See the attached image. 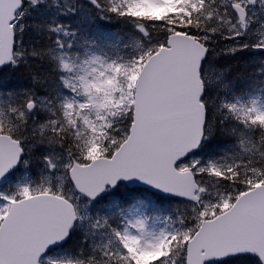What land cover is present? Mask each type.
<instances>
[{
    "label": "snow or ice",
    "instance_id": "snow-or-ice-1",
    "mask_svg": "<svg viewBox=\"0 0 264 264\" xmlns=\"http://www.w3.org/2000/svg\"><path fill=\"white\" fill-rule=\"evenodd\" d=\"M88 3L0 0V264H264V0Z\"/></svg>",
    "mask_w": 264,
    "mask_h": 264
},
{
    "label": "trees",
    "instance_id": "trees-1",
    "mask_svg": "<svg viewBox=\"0 0 264 264\" xmlns=\"http://www.w3.org/2000/svg\"><path fill=\"white\" fill-rule=\"evenodd\" d=\"M77 2L83 6V8L87 11L89 8V5L86 3L77 0ZM42 16L37 15L36 13L32 14V18L26 20V23L31 25L35 22L42 19ZM81 18H77V22ZM96 24L100 26L101 31L105 32H117L123 34L125 32V26L117 24L115 21L109 22V21H96ZM75 27V24H73ZM95 27V25H94ZM35 33L28 32L25 36V40L29 43H32L35 40ZM47 43V40L43 37L40 38V44L44 45ZM230 42H222L221 47H224L226 44H229ZM219 51V49H218ZM249 51V50H248ZM248 51L244 52H238L234 57L233 56H227L224 54H221L220 56L216 57L220 61V63L227 69H229V78L233 80L237 79H247L249 81L253 79H258L256 77V72L260 67V61L256 62L253 56H250ZM38 69L42 76H47V64H38ZM48 81H51V77H47ZM0 81H3L4 83L17 87V88H23V87H31L32 82L28 78L27 74L21 73V72H15L13 73L11 70H5L4 72L0 73ZM39 90L41 92L45 91L46 89L44 87H41L37 85ZM121 193L125 196L128 194L125 192L124 189H121ZM177 206V205H176Z\"/></svg>",
    "mask_w": 264,
    "mask_h": 264
},
{
    "label": "water",
    "instance_id": "water-1",
    "mask_svg": "<svg viewBox=\"0 0 264 264\" xmlns=\"http://www.w3.org/2000/svg\"><path fill=\"white\" fill-rule=\"evenodd\" d=\"M83 1H85V2H87L88 3V0H83ZM89 4V3H88Z\"/></svg>",
    "mask_w": 264,
    "mask_h": 264
}]
</instances>
